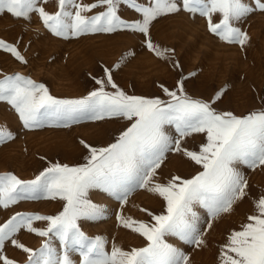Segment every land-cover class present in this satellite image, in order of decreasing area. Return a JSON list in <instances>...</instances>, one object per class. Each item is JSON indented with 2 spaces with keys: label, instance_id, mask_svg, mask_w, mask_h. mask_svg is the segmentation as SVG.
I'll list each match as a JSON object with an SVG mask.
<instances>
[{
  "label": "snow or ice",
  "instance_id": "6c2138e0",
  "mask_svg": "<svg viewBox=\"0 0 264 264\" xmlns=\"http://www.w3.org/2000/svg\"><path fill=\"white\" fill-rule=\"evenodd\" d=\"M4 14L29 24L35 16L47 33L64 41L126 34L169 64L176 79L172 84L154 82L153 95L129 92L115 74L136 56L134 51L113 68L102 66L101 75L92 77L95 87L77 99L57 98L30 76L0 74V104L16 114L23 129L90 123L108 137L102 145L79 141L83 163L49 161L29 180L0 174V209L27 201L61 203L57 214L16 212L0 223V264H18L4 254L6 243L26 255V264H190V255L177 244L205 247L213 223L246 202L252 205L251 214L228 233L219 248V264H264V193L252 192L242 170L264 171V94L256 109L241 114L222 107L227 86L210 95L193 94L197 74H185L175 49L156 43L152 35L161 20L188 14L203 18L207 32L220 42L245 50L250 37L243 24L264 14V0H0ZM0 52L28 64L18 47L3 39ZM109 122L123 126L109 133L104 128ZM14 139L0 126V145ZM171 157L190 165L193 174L165 176L163 166ZM140 191L159 200L162 212L140 208L145 220L126 215L131 196ZM113 201L118 226L142 238L144 246L126 250L113 240L109 247L104 236L86 233L87 224L110 218ZM198 208L206 212L203 221ZM36 222L43 227L34 226ZM22 231L41 238V246L22 243Z\"/></svg>",
  "mask_w": 264,
  "mask_h": 264
},
{
  "label": "rangeland",
  "instance_id": "374dc122",
  "mask_svg": "<svg viewBox=\"0 0 264 264\" xmlns=\"http://www.w3.org/2000/svg\"><path fill=\"white\" fill-rule=\"evenodd\" d=\"M94 3L95 0H83ZM49 11L54 9L49 6ZM250 37L245 50L230 46L214 38L206 30L203 18L191 19L181 14L161 20L152 31L153 39L163 47L174 48L177 59L183 65L185 74L195 72V95H210L213 91L227 86L228 95L222 107L237 114L247 113L260 105L258 97L264 94V14L251 16L244 24ZM0 39L18 47L28 60L27 65L17 62L10 54L0 52V74L30 76L38 83L49 87L52 95L61 99H77L86 95L93 87V76L101 75V67L113 68L123 56L135 52L136 56L115 74L117 83L129 92L138 95L156 93L155 83L172 84L176 72L154 55L142 48L140 41L126 34H96L78 40L64 41L52 37L33 16L29 24L17 20L10 14L0 15ZM2 78V76H0ZM192 92V87L189 86ZM0 126L7 127L15 139L0 145V174L12 173L21 179L35 178L49 161H59L70 165L83 163L84 150L80 140L93 145H102L108 137L104 130L94 124L73 125L71 128H42L34 131L23 129L16 114L7 106L0 104ZM122 123L109 122L104 128L109 133H118ZM246 177L255 195L264 193V171L251 172ZM165 176L179 174L190 177L193 168L171 157L163 166ZM94 202L99 198L92 196ZM251 203H240L231 214H226L213 223V228L205 236L206 246L194 249L174 238L169 242L177 244L190 255V264H219L220 246L233 229H238L251 214ZM148 208L156 213L162 212V203L143 191L134 193L129 201L126 215L145 220L146 215L139 211ZM61 210L57 201H27L0 209V223H4L16 212L25 214L53 215ZM118 206L110 204V218L98 223H89L84 230L90 236L102 235L125 248L144 246V241L130 231L120 228L115 220ZM202 221L206 212L197 209ZM34 226L43 227L41 222ZM18 238L26 246L38 249L42 239L22 231ZM5 255L18 264H26V255L6 243Z\"/></svg>",
  "mask_w": 264,
  "mask_h": 264
}]
</instances>
